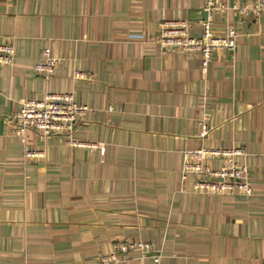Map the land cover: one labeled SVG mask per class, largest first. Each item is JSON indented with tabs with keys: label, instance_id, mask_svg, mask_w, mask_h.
Here are the masks:
<instances>
[{
	"label": "crops",
	"instance_id": "obj_1",
	"mask_svg": "<svg viewBox=\"0 0 264 264\" xmlns=\"http://www.w3.org/2000/svg\"><path fill=\"white\" fill-rule=\"evenodd\" d=\"M205 3L0 0V44L16 49L0 65V264H102L127 239L150 242L163 264H264V13L244 24L233 15L237 47L216 51L207 73L199 56L154 43L168 20L200 36ZM229 19L217 15L213 31L225 34ZM45 48L65 60L49 81L35 74ZM46 93L87 106L75 136L103 149L29 131L45 158L28 163L9 122ZM206 144L246 151L251 197L195 193L197 177L183 179L185 152ZM117 258L155 264L140 252Z\"/></svg>",
	"mask_w": 264,
	"mask_h": 264
},
{
	"label": "built area",
	"instance_id": "obj_2",
	"mask_svg": "<svg viewBox=\"0 0 264 264\" xmlns=\"http://www.w3.org/2000/svg\"><path fill=\"white\" fill-rule=\"evenodd\" d=\"M19 1V0H12ZM229 12L238 17L242 23L248 16L259 18L264 13V0H206L199 21L200 36H195L193 27L188 20L164 21L158 33V44L163 52H178L185 55H197L201 59L202 71L207 73L213 54L219 50L234 51L236 39L240 36L236 24L227 23L225 34L218 35L213 31L217 15ZM16 49L13 44H0V65L12 66L15 61ZM64 59L55 58L51 49L42 50L35 65V74L49 81L53 78L58 67L64 64ZM77 81H90L91 76L86 72L74 71ZM113 110L112 107L109 108ZM89 108L77 102L72 93H46L43 98L29 99L22 103L9 122L11 136L16 138L25 148V160L33 163L45 158L44 151L30 148L27 133L34 131L44 138L60 136L69 147L87 151L103 149V146L81 140L75 136L76 129L86 119ZM210 128L202 124L200 138H208ZM247 153L243 148H207L186 151L184 154L183 179L189 175L197 177L194 184L195 193L207 195H231L241 198L251 197L253 190L249 180L248 168L238 162V158ZM220 162L214 166L212 162ZM133 251L143 256L152 255L155 264H163L160 255L156 254L150 242L130 241L114 245L113 252L101 257L102 264H118V255L124 260L129 259Z\"/></svg>",
	"mask_w": 264,
	"mask_h": 264
},
{
	"label": "rangeland",
	"instance_id": "obj_3",
	"mask_svg": "<svg viewBox=\"0 0 264 264\" xmlns=\"http://www.w3.org/2000/svg\"><path fill=\"white\" fill-rule=\"evenodd\" d=\"M230 15V19L228 20V22H230V23H233V24H235L234 23V21H233V12H229V14H228V16ZM235 16V15H234ZM225 17H226V15H225ZM251 19V17L250 16H248L247 18H246V20H250ZM179 20H183V19H179ZM191 26L193 27L194 26V24H192L191 23ZM240 37V36H239ZM157 38H158V35H157V37H156V40L154 41V43H155V45L157 46V48H158V50L160 51V52H162V50H161V48H160V46H159V44H158V40H157ZM236 42H238V38L236 39ZM39 135V134H38ZM44 137H42V139H43ZM48 138V137H47ZM202 146V145H201ZM206 147L207 148H214L213 146H211V145H208V144H206ZM214 196V195H213ZM240 201H244V200H246V198H240L239 199ZM120 241H122V240H120Z\"/></svg>",
	"mask_w": 264,
	"mask_h": 264
},
{
	"label": "trees",
	"instance_id": "obj_4",
	"mask_svg": "<svg viewBox=\"0 0 264 264\" xmlns=\"http://www.w3.org/2000/svg\"><path fill=\"white\" fill-rule=\"evenodd\" d=\"M81 124H82V123H81ZM81 124H80V125H81ZM80 125H79V126H80ZM79 126H78V127H79ZM76 130H77V129H76ZM130 241H131V240H128V239H127V240H125L124 242H130ZM119 242H123V241H117V242H115V243L113 244V247H114L115 244H117V243H119ZM133 242H136V240H133ZM133 252H135V251H133ZM121 256H122V255H121Z\"/></svg>",
	"mask_w": 264,
	"mask_h": 264
}]
</instances>
